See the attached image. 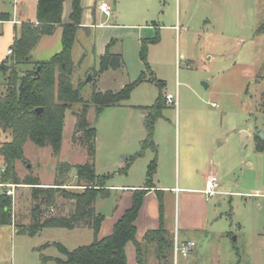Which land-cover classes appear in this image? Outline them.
<instances>
[{
	"label": "rangeland",
	"instance_id": "374dc122",
	"mask_svg": "<svg viewBox=\"0 0 264 264\" xmlns=\"http://www.w3.org/2000/svg\"><path fill=\"white\" fill-rule=\"evenodd\" d=\"M107 3L112 14L101 18L107 25L93 28L89 33L81 30L76 33L71 52L75 65L71 76L73 86L79 87L86 100L93 88L114 92L133 82L145 70L139 54L141 43L157 34V41L146 42V61L154 76L164 80L162 91L175 94L176 105H166L161 112L163 119L154 124L153 131L160 139L154 141L156 148L170 154V149L181 147L185 130L191 128L194 140L201 134L213 149L214 164L222 166V178L231 191L211 202L213 214L207 231L194 237L193 250L180 258L179 264L187 261L264 264V153L256 152L253 142L257 130L264 139V0H111ZM102 33L115 37L109 50L122 55V65L93 78L91 73L99 69L97 37ZM146 76L150 75L146 73ZM1 82L0 75V92ZM157 93L155 83L142 81L128 98L105 107L99 116L96 117L94 106L88 109L87 120L96 129L94 169L97 174L108 175L105 182L108 188L115 185L123 189L145 183L151 151L134 157L133 151L140 150L137 138L140 134L146 137V130L140 117L142 112L138 113L133 105H150ZM79 110L80 104H74L65 111L57 155L52 154L49 145L25 141L23 155L27 163L16 161L14 165L20 180L37 177L42 184L50 185L58 165L68 163L70 180L65 188L81 190L75 185V165L85 163L88 153L86 147L72 139L76 130L74 114ZM10 139V131L0 128V145ZM2 166L0 157V169ZM179 173L181 165L175 160L168 165L162 181L175 180ZM1 174L2 171L0 183L15 184ZM12 190V222L0 224V264H60L58 260L65 259L60 246L71 251L90 244L96 237L111 234L114 223L133 203V191L127 187L111 190L107 197L98 196L94 207L104 215V221L96 235L85 224L39 226L34 233L18 232L20 225L33 223L31 209L38 201H32L28 184H15ZM155 197L158 209L160 200L159 196ZM163 200V216L170 232L174 213L165 197ZM45 208L43 218L67 214L73 208V201L58 193L54 204ZM125 254L128 263L133 264L131 243L126 246ZM146 258L148 264H157L153 249L149 248Z\"/></svg>",
	"mask_w": 264,
	"mask_h": 264
},
{
	"label": "trees",
	"instance_id": "16d2710c",
	"mask_svg": "<svg viewBox=\"0 0 264 264\" xmlns=\"http://www.w3.org/2000/svg\"><path fill=\"white\" fill-rule=\"evenodd\" d=\"M65 0H37L36 22L23 21L18 35L10 45V53L0 62L2 88L0 92V128L9 130L11 139L0 145L4 178H11L13 183H25L32 189V201H38L31 211L33 223L29 226L20 225L18 232H35L39 226L72 227L85 224L93 229L96 235L100 229L104 215L96 212L94 204L98 196L106 197L108 175H100L94 169L96 129L87 120V112L94 106L96 117L105 107L115 106L129 97L131 90L142 81L155 83L158 95L155 101L140 108L146 112L144 125L146 137L140 143V150L134 155H140L146 148L154 152L146 171L145 187H150L156 171V145L152 140L155 121L161 116L166 106L162 93L164 81L157 79L146 61V42L158 40L157 34L143 40L140 48V59L144 62L145 70L139 76L117 91H100L93 88L89 99H84L79 87H74L71 81L75 65L71 51L76 40V31L81 26V0L71 2L70 22L63 24L61 15ZM8 17V14H2ZM60 25L61 49L47 60H35L31 51L42 35L51 34ZM31 65L30 68H22ZM122 65V55L109 50V44L104 54L99 56V69L93 71L94 78L100 72ZM38 68V69H37ZM146 73L150 76L147 77ZM81 85V84H79ZM74 104H80L76 117V130L73 141L86 147L88 160L75 165V185L81 190H67L65 186L70 180L68 172L71 165H58L53 183L44 185L37 177H26L20 180L14 171L16 161L26 162L23 155V145L28 139L38 146L49 145L53 155H57L61 147L62 126L65 111ZM41 107L37 113L35 108ZM77 132L79 134H77ZM254 146L257 152H264V139L254 135ZM1 174V175H2ZM145 189L134 191L132 206L116 221L111 234L95 238L90 244L82 245L69 251L60 246L65 254L60 264H128L125 245L132 242L135 251V264H148L146 254L149 248L155 252L157 264H172V233L162 224L145 232L141 241L135 238V225L138 210L141 206ZM60 193L64 198L73 201V208L67 214H50L43 218L47 205L55 202ZM12 198L4 191L0 193V224L11 223ZM161 205V199H160ZM237 261L236 264H238Z\"/></svg>",
	"mask_w": 264,
	"mask_h": 264
},
{
	"label": "crops",
	"instance_id": "0c3cea01",
	"mask_svg": "<svg viewBox=\"0 0 264 264\" xmlns=\"http://www.w3.org/2000/svg\"><path fill=\"white\" fill-rule=\"evenodd\" d=\"M110 1L111 0H81V27L78 28L77 31L81 30L89 33L93 28H99L107 25L101 19L105 14L100 11L99 4ZM36 7L37 0H0V62L9 54L8 51L10 50V45L19 33L21 22H36ZM70 11L71 2L69 0H65L63 2L61 15V22L63 24L70 22ZM2 14H8V17H3ZM110 26H114V24H110ZM61 32V26L57 25L51 34L42 35L31 51L33 59L47 60L53 54L58 52L61 49ZM113 39H115V37L110 33L99 34L97 37L99 56L104 54L107 45L109 44L110 46V44L113 42ZM152 73L154 75L153 71ZM204 85L207 86L206 83H204ZM162 93L163 96L167 94L166 91H162ZM141 106L146 105H133V107L138 109V113L142 112L140 117H143L144 119L146 112L140 108ZM212 106H216V104L212 103ZM173 107H175V105ZM160 119H163L162 114L154 124H156ZM257 132L258 130L255 134H258ZM158 136L154 129L152 135L153 142L160 140ZM192 136L193 131L191 128H187L184 133V140L181 147H178L175 151L174 149H170V154H166L164 150L158 151L156 148L157 166L150 187H145V183L133 184V186H124L125 188L127 187L133 191V194L135 190L145 189V192L142 196L141 206L134 221L135 238L137 241H140L138 239L142 238L148 229H155L160 224H162L167 229V224L163 216L164 208H162L165 207L163 204L164 197L166 198L167 204L171 206L169 208L172 209L174 213L173 220H170L173 225H171L172 227L170 228V233H172V235L176 234L177 238L180 240H194L195 236L201 235L207 231L210 216L213 214L211 202L213 200H218L223 195L231 194V191H229L225 183L226 181L224 177L222 178V166L214 164L213 149L209 146V144L207 145V141L204 137H202L201 134L197 141L193 139L195 136ZM144 138L145 134H140L137 140L141 143ZM136 150L133 151L134 155L139 151ZM144 151L145 153L146 151H151L149 158H153L154 152L151 148H146ZM175 153H178V157ZM175 160H178V163L181 165V174L179 173L175 180L173 179L167 182L162 181V178H164L168 172V165H172ZM247 165H250V163L248 162ZM209 174L217 175L219 181L218 190L221 192L213 197L207 196V194L204 192L205 181ZM106 187L108 188L107 185ZM109 187L113 188H108V195L110 194L111 190L125 189H122V186L115 185H109ZM154 195L159 196V200L161 199V205L159 201L158 209L155 205L156 197L154 198ZM218 204L220 203L218 202ZM146 206L147 209L145 208ZM129 243H131L134 249L132 242H127L125 248ZM133 264H135V251ZM185 264H190V262L187 261Z\"/></svg>",
	"mask_w": 264,
	"mask_h": 264
},
{
	"label": "built area",
	"instance_id": "2783aa9c",
	"mask_svg": "<svg viewBox=\"0 0 264 264\" xmlns=\"http://www.w3.org/2000/svg\"><path fill=\"white\" fill-rule=\"evenodd\" d=\"M100 11L105 14L106 16H110L112 14L111 6L106 3L102 2L99 4ZM11 50L8 52L10 53ZM165 102L168 105H176V97L174 94L167 93L164 96ZM3 171V168L0 169V172ZM0 186L3 187V191L6 194L12 195L15 184H3L0 183ZM219 181L216 174H209L205 181V188L204 192L209 197H213L219 193L218 190ZM195 246V241L192 239H184L180 240L177 238L176 234L172 235V264H179L180 258H185L190 254Z\"/></svg>",
	"mask_w": 264,
	"mask_h": 264
},
{
	"label": "water",
	"instance_id": "95a60500",
	"mask_svg": "<svg viewBox=\"0 0 264 264\" xmlns=\"http://www.w3.org/2000/svg\"><path fill=\"white\" fill-rule=\"evenodd\" d=\"M37 69H38V68H37ZM88 79H91V76H88ZM41 110H42L41 107H37V108H35V111H36L37 113L41 112ZM260 136L263 138V134H262V133H260ZM246 263H248V261H246Z\"/></svg>",
	"mask_w": 264,
	"mask_h": 264
}]
</instances>
